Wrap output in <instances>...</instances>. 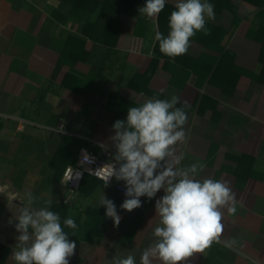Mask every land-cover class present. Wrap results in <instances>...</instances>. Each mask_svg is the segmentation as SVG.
Wrapping results in <instances>:
<instances>
[{
	"label": "crops",
	"instance_id": "crops-1",
	"mask_svg": "<svg viewBox=\"0 0 264 264\" xmlns=\"http://www.w3.org/2000/svg\"><path fill=\"white\" fill-rule=\"evenodd\" d=\"M103 1L88 13L74 11L77 0H0V264H15V216L29 192L34 207L59 213L76 242L69 264H109L130 253L139 264L163 189L128 212L115 184L65 178L86 144L115 151L112 125L129 107L173 96L188 116L179 167L199 162L197 179L226 181L236 195L221 238L236 239L235 250L213 243L186 264H264V0H208L215 13L208 33L197 32L175 58L154 40L169 30L140 14L134 0H116L108 23L88 28ZM166 3L175 8L176 0ZM103 195L116 206L118 226L100 205ZM67 218L75 230L63 225Z\"/></svg>",
	"mask_w": 264,
	"mask_h": 264
},
{
	"label": "clouds",
	"instance_id": "clouds-1",
	"mask_svg": "<svg viewBox=\"0 0 264 264\" xmlns=\"http://www.w3.org/2000/svg\"><path fill=\"white\" fill-rule=\"evenodd\" d=\"M165 4L166 0H146L139 13L156 18ZM214 19V6L208 0H176L168 18V34L155 33L159 51L170 58L185 55L192 37L197 32L207 34L206 23ZM178 103L179 98L173 96L170 100L151 98L129 107L126 119L112 125L115 134L109 139L115 152L111 162L95 171L105 187L113 177L124 182L126 199L120 207L128 212L142 206L141 197L151 200L163 189L164 195L155 202L159 222L153 230L154 239L141 252L139 264H186L188 258L204 253L213 243H223L233 250L237 245L234 238L221 239L225 210L228 215L237 212L236 195L229 184L212 178L197 179L204 168L199 162L179 167L184 157L176 154V146L186 139L188 116L183 108L176 107ZM101 147L107 150L106 145ZM84 160L92 162L88 156ZM80 175L77 172L75 178ZM36 200L27 193L15 216L19 233L12 253L15 264H69L76 242L64 231L59 213L47 206L34 207ZM100 205L118 226L121 218L114 202L103 195ZM63 225L77 228L72 218L63 220ZM109 264L137 261L130 253L114 257Z\"/></svg>",
	"mask_w": 264,
	"mask_h": 264
},
{
	"label": "built area",
	"instance_id": "built-area-1",
	"mask_svg": "<svg viewBox=\"0 0 264 264\" xmlns=\"http://www.w3.org/2000/svg\"><path fill=\"white\" fill-rule=\"evenodd\" d=\"M114 152L115 151L112 148L107 146L106 150L105 148L101 147V144L98 143L93 144L91 148H83L79 154L77 166L68 170L65 178L66 182L73 184L76 180L75 175L77 172H80L81 175H91L102 181V179L95 175V171L98 168H102L106 163L111 162ZM85 156H88L92 162H86L84 160ZM70 177L73 179L70 180ZM115 181L116 179L113 177L111 178L109 184H115L117 191L121 194H124L125 186L121 183H115Z\"/></svg>",
	"mask_w": 264,
	"mask_h": 264
},
{
	"label": "trees",
	"instance_id": "trees-1",
	"mask_svg": "<svg viewBox=\"0 0 264 264\" xmlns=\"http://www.w3.org/2000/svg\"><path fill=\"white\" fill-rule=\"evenodd\" d=\"M129 1H133V0H129ZM103 2H104L105 9L103 10V13L101 14V17L99 18V20L96 22L97 24H94V25L90 24L88 28L98 29V27L104 26L108 23L109 20L107 18V16H108L107 14H109L110 11H113V9H114L113 4H114V2H116V0H104ZM134 2H139L141 4V6L143 7L146 3V0H134ZM97 4H98L97 0H77L76 5L74 6V11L76 12L77 10L80 9V10H87L88 13H93L95 11ZM173 10H175V8L166 3L165 8L158 15L157 20H158L159 28L161 31L169 30L168 29V18L170 16V13ZM104 21H105V24L102 23ZM89 36L93 41L99 40V38L97 36H94L92 34H89ZM92 145L93 144H86L85 146H83L80 149V152L83 148H91ZM93 178H95V177H93ZM97 180H99V179H97Z\"/></svg>",
	"mask_w": 264,
	"mask_h": 264
}]
</instances>
